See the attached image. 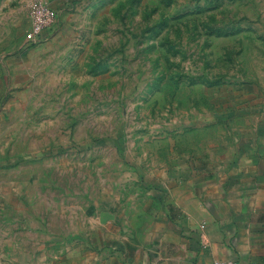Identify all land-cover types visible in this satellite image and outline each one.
Instances as JSON below:
<instances>
[{"label":"rangeland","instance_id":"1","mask_svg":"<svg viewBox=\"0 0 264 264\" xmlns=\"http://www.w3.org/2000/svg\"><path fill=\"white\" fill-rule=\"evenodd\" d=\"M50 2L30 45L31 0H0V264H82L105 199L224 165L264 106V0Z\"/></svg>","mask_w":264,"mask_h":264},{"label":"crops","instance_id":"2","mask_svg":"<svg viewBox=\"0 0 264 264\" xmlns=\"http://www.w3.org/2000/svg\"><path fill=\"white\" fill-rule=\"evenodd\" d=\"M224 165L191 159L102 205L88 264H264V106ZM110 199V200H109Z\"/></svg>","mask_w":264,"mask_h":264},{"label":"built area","instance_id":"3","mask_svg":"<svg viewBox=\"0 0 264 264\" xmlns=\"http://www.w3.org/2000/svg\"><path fill=\"white\" fill-rule=\"evenodd\" d=\"M30 27L28 43L37 45L45 39L46 34L55 28L58 23V14L50 0H31L29 5ZM214 264H239L234 261H221Z\"/></svg>","mask_w":264,"mask_h":264}]
</instances>
